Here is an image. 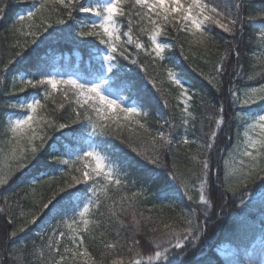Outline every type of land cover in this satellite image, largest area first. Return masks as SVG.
<instances>
[{"label":"snow or ice","instance_id":"obj_1","mask_svg":"<svg viewBox=\"0 0 264 264\" xmlns=\"http://www.w3.org/2000/svg\"><path fill=\"white\" fill-rule=\"evenodd\" d=\"M13 2L0 0V20L6 17ZM246 10L250 14L246 15ZM75 13L86 15L77 19ZM257 21L264 25V0L259 4L238 0L223 9L214 0H35L29 10L17 14L11 31L23 37V41L17 40L18 50L10 58L0 59V84L11 73L12 85L3 90L4 95L36 91L7 105L19 109L20 114L16 118L9 116L3 125L6 131L4 147H0L4 161L0 167V189L13 180L26 179L29 169L42 162L45 167L62 170L63 178L59 183H50L56 180L55 176L49 177V181H30L32 198L25 201L26 209L17 203L13 211L8 203L10 198H4L5 203L0 204V244L10 245L36 225L45 210L57 209L55 215H60L61 220L45 234L40 245H32L33 249L46 248L51 257L41 264H107L111 256L117 258L111 259L110 264H183L173 260L174 251L186 256L188 247L194 248L207 234L213 214L223 215L229 198L241 191L247 195L249 186L257 181L264 184V114L252 116L244 111L251 105L264 104V83L258 87L243 85L246 73L238 50L246 24L254 25ZM44 34L46 39L56 41L92 38L98 42L99 74L82 79L48 71L41 66L38 53L24 66L28 50ZM181 34L185 39L178 43ZM260 39L264 42V29ZM185 44L190 55L193 46L202 50L201 59L211 57L214 49L218 51L224 46L220 61L213 63L207 74L199 67L196 69L219 99L210 103L204 91L189 84L173 66H166L167 81L179 89L183 108L179 123L170 114L163 118V130L153 132L147 120V104L154 101L143 96L131 81H124L128 87L123 90L114 88V79H119L118 74L126 67L123 62L137 66L148 76L155 92L161 94L163 107L168 108L169 100L163 96L157 79L148 73L141 54L150 58L153 67L163 66L165 61L173 60L167 53L174 48L183 53ZM230 57H235V63L226 64ZM261 67L264 69V62ZM16 72L20 73L19 80ZM257 75L264 77V71ZM252 79L253 76H247V80ZM123 91H130L131 95L126 96ZM194 98L199 107L213 110L205 117L207 124L189 110ZM197 120L200 136L190 141ZM233 122H237L238 130L245 129L246 139L242 141L243 147L236 143L229 151L231 163L223 160L227 170L221 178V168L214 166L212 153L221 132ZM77 128L89 136L79 147L61 151L49 144L57 133H75ZM126 131L134 132L136 139L126 137ZM237 135L239 138V132ZM108 137L124 143L146 166H151L155 175L134 177L127 165L115 160L108 151L104 139ZM192 143L198 144L201 155H192L194 165L182 171L176 153L181 148L185 155L191 153ZM161 178L160 187L152 191L153 181ZM36 184L48 185L51 194L37 197ZM130 185L136 190L130 191ZM169 188L176 193V200L188 202L187 209H181L171 220L146 216L139 210L150 198L169 199ZM194 194L198 199H194ZM66 198L74 206L57 208ZM239 202L244 205L243 197ZM168 207L175 210V202ZM109 236L114 238L108 239ZM65 239L67 243L62 248ZM86 241L99 242L103 249L99 259ZM145 246L152 249V254L144 255ZM16 248L12 245L0 249L4 253L0 264L14 258ZM123 249L127 250V258L120 254ZM40 255L43 256L42 251Z\"/></svg>","mask_w":264,"mask_h":264},{"label":"trees","instance_id":"obj_2","mask_svg":"<svg viewBox=\"0 0 264 264\" xmlns=\"http://www.w3.org/2000/svg\"><path fill=\"white\" fill-rule=\"evenodd\" d=\"M35 0H24V2H19V0H14L12 7L7 12L6 17L0 20V59H7L13 55L15 45L19 39L23 41V37H18L11 31V25L17 16V14H23L29 10ZM238 0H214V3L219 5L223 9L226 5L231 7ZM246 2V0H245ZM256 4L261 3V0H254ZM245 14H250V10H246ZM77 19H82L86 14L75 13ZM71 23V22H70ZM59 27V26H57ZM264 29L259 21L254 25H247L245 32L238 42V50L241 51V63L244 65V72L246 73L243 80V85L247 87H258L260 83H264V77L257 75L262 69L261 64L264 62V42L260 39V32ZM51 31V30H50ZM47 34H44L38 41V44L32 46L28 50V54L25 56L23 65L26 66L30 61L34 60L37 53L40 57L41 66L47 68L48 71L59 72L61 74H71L80 76L82 79H91L99 74V67L101 63V56L99 50L96 48L98 42L93 41L92 38H87L85 40H51L46 39ZM185 39L184 35L181 34L177 42L183 41ZM103 46H101L102 48ZM201 51H198L195 46L192 47L191 55L188 50V45L185 44V51L180 52L179 48H174L168 55L173 57L172 61H165L164 65L157 64L155 67L152 66L151 60L148 57H144L141 54V60L148 67V73L155 79H157L158 84L164 90L163 96H166L169 100V107L164 108L160 102L162 96L160 93H156L150 84L149 78L143 70L139 69L135 65H130L128 62H123L126 67L123 72H120L119 79H114L113 87L119 88L121 90L128 87L124 81H131L137 85L143 96L147 97L149 100L154 101L153 104H147L148 110L150 112L147 118L150 127L153 132L160 129L163 118L168 115H174L176 117L177 123H179L180 111L183 108V99L179 96V89L170 84L167 81L164 68L166 66H173L177 72L181 73L182 76L187 80L189 84L194 85L197 89L204 91L210 103H215L216 99H219L212 89L211 85L207 83L196 70L198 67L201 68L207 74L213 63L220 61L221 56L224 52V46L222 45L218 51L214 49L213 55L211 57H204L201 59ZM184 56H189V59L185 60ZM204 60H208L209 63L205 64ZM229 62L235 63V57H230V61H225L226 64ZM15 67H21V65H14ZM34 70V69H33ZM17 80L20 78V73H14ZM253 76L254 79L251 81L247 80V76ZM164 81L163 84H160ZM12 85V74L10 73L5 78V83L0 84V147H4L5 141V131L4 123H6L7 118L12 116L16 118L20 114L19 109H12L7 107L9 102H18L21 99H26L30 97L36 90L28 89L25 93H20L18 95H4V89H10ZM126 96L131 95L130 91H123ZM135 98V97H133ZM178 105V106H177ZM51 107V105H50ZM190 111L200 119H204L205 124H207V117L209 114H213V110L209 108H201L198 105V100L194 98V101L190 102ZM245 113L252 116L259 114H264V104L251 105L244 109ZM196 128L191 131L189 139L196 140L200 136L199 131V120L194 122ZM166 127V126H165ZM212 127H215L213 124ZM208 131V129H205ZM182 131V130H181ZM245 129L240 127L237 129V122H233L231 127L224 129L218 140L217 147L212 153V160L214 166H219L221 168V178L223 177L224 171L227 169L223 166V160L228 159L230 161L229 151L233 149V145L240 143L243 147L242 141L246 139L244 136ZM239 132V138L237 133ZM126 137H131L133 140L136 139L134 132H125ZM85 139H89L88 133L81 132L78 128L75 133L65 132V135H60L57 133L53 140L49 141V144L60 148L63 151L65 148H75L83 144ZM107 145L108 151L113 156L115 160L121 164H126L128 170H130L134 177H147L154 176L155 173L152 172L151 166H146L145 162L140 160L135 153L131 151L124 143L120 140L114 139L112 137L104 138ZM192 152L185 155V149L181 148L177 153V162L182 171H186L194 165V161L191 160L192 155H197L200 157V152H198V144L192 143L189 145ZM46 155V153H45ZM169 163L172 161V157L168 158ZM4 161L0 158V167H3ZM26 179L13 180L8 186L0 189V204H4L5 197H9L8 203L12 206L13 211L16 210V204L19 203L21 208L26 209V200L32 198V185L30 181L32 180H42L49 181V177L55 176V181H50V183H59L62 177V170H57L49 167H45L43 162L38 165L35 169L30 168L29 172L25 174ZM162 178L153 181L152 191H156L158 187L162 184ZM39 184L35 185V189ZM80 187V186H78ZM167 188V185H165ZM173 187H175L173 185ZM130 191H135V188L129 186ZM168 190L169 199L160 198H150L149 201L141 205L140 211H143L146 216L151 215L156 218H165L171 220L180 213L181 209H187L189 204L186 200H176V193L172 189ZM36 194V193H35ZM49 187L47 185L44 192V196L50 195ZM119 195V194H117ZM37 197H39L36 194ZM243 197L245 203L240 204V199ZM59 199V198H58ZM194 199L198 197L194 194ZM264 199V184L256 182L251 184L248 188V194L245 195L243 191L240 194L231 197L227 200V206L224 209L223 215L217 217L213 214L211 225L208 228L207 234L202 237L199 243L193 248L191 246L187 249V255L181 256L178 252L173 253L174 261H183V264H264L262 262V253L264 251V204L257 201ZM175 202V210L168 207L171 202ZM55 203V202H54ZM78 203V202H76ZM153 204L157 207L153 208ZM164 205V207H160ZM61 206L72 207L68 199L61 201ZM51 208V205H50ZM217 208L215 211H218ZM57 209H52V211L45 210L42 215L41 220L33 225L28 231L21 234L16 240L12 241L10 245L0 244V249L3 247H11L16 245V251L13 254L14 258H7L4 260V264H41L42 261L50 260L51 257L48 254L46 248L43 249V256L41 257V251L38 248L33 249L32 245H40L42 243V238L45 237L46 233L51 231V228L57 225V222L61 220L60 215H55ZM198 212L201 209L197 210ZM201 216V220H202ZM0 223H3V214H0ZM183 226V225H181ZM43 229V231H42ZM125 233L122 232V236ZM114 237L109 236L108 239H113ZM67 243V239L62 241L61 247ZM89 244L90 250L96 255L97 259L100 258V252L103 251L99 242L86 241ZM21 245L27 246L21 247ZM223 246H227L231 250V254L228 256H223L220 253V249ZM144 255L152 254V249L145 246L143 248ZM125 258H127L128 253L126 249L120 250ZM4 257L3 251H0V258ZM117 257L111 256L107 258V264H110L111 259Z\"/></svg>","mask_w":264,"mask_h":264},{"label":"rangeland","instance_id":"obj_3","mask_svg":"<svg viewBox=\"0 0 264 264\" xmlns=\"http://www.w3.org/2000/svg\"><path fill=\"white\" fill-rule=\"evenodd\" d=\"M258 131V130H257ZM238 159V158H237ZM230 161H232V157L230 156ZM47 185L46 184H39L37 186V188L35 189V193L38 196H41L42 194H44L45 190H46ZM264 204V199L263 200H259L257 201L258 203ZM44 249V248H43ZM43 249L38 248L39 251H43ZM220 252L224 255V256H228L231 254V250L228 249L226 246L220 249ZM262 261L264 262V251L262 253Z\"/></svg>","mask_w":264,"mask_h":264}]
</instances>
